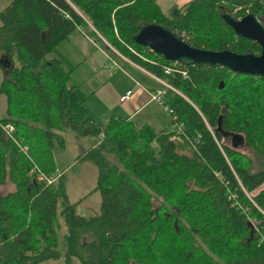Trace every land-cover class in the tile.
<instances>
[{"label": "trees", "instance_id": "1", "mask_svg": "<svg viewBox=\"0 0 264 264\" xmlns=\"http://www.w3.org/2000/svg\"><path fill=\"white\" fill-rule=\"evenodd\" d=\"M222 11L264 23V0H189L167 14L154 0H9L0 10L1 122L13 126L11 137L0 129V185L12 186L0 195V264H264V169L233 145L238 136L264 156V77L205 64L166 75L170 61L132 41L139 23L155 22L195 48L259 54ZM76 28L175 90L163 103L182 135L91 120L87 96L68 84L73 66L55 55ZM67 130L102 134L76 158L96 168L97 212L68 202L65 172L46 185L30 171L57 172L52 151Z\"/></svg>", "mask_w": 264, "mask_h": 264}, {"label": "crops", "instance_id": "2", "mask_svg": "<svg viewBox=\"0 0 264 264\" xmlns=\"http://www.w3.org/2000/svg\"><path fill=\"white\" fill-rule=\"evenodd\" d=\"M154 1L158 5L161 12L163 14H167L171 11L173 6L180 7L189 0ZM93 48H95V50L97 49L99 52L97 50L96 51L104 59L110 60V64L116 67L117 70H121L120 62H123V64L131 66V68H133L135 71H138L142 75H140V82L137 80V78L127 76L129 83H126L121 88L120 86L118 87L115 85V83L111 85L107 81L106 83L102 82L101 84H98L96 88L88 93L82 92L87 96L85 100V106L88 110L91 120L95 122H106L111 118H126L131 120L136 126L147 124L155 132L167 130L169 125V118L167 114H164L165 112L163 113V110L159 107V105L150 99V93L158 89V85L161 87V84L157 82L149 72L129 61L128 59L122 57L117 52L114 51L113 53H110L107 51V54L106 52L102 51L103 49L101 45L92 36H90L85 29L76 28L74 31H72L66 39L62 40L58 44L57 53L55 55L61 57L67 63L73 66L69 74L70 78V76H72V74L76 72L78 68L83 66L84 62H86V59L88 60L92 57V54L95 51ZM143 76L152 80L154 82L153 85L141 82ZM73 85L77 86L81 91L82 86L80 83H74ZM104 85L108 86L109 96L107 97V100L101 97L102 94L100 93L101 90H103ZM128 87H132L133 90ZM126 91H130V93L122 101H120L119 98L125 95ZM3 110L4 101L0 111L2 112ZM162 114L165 115V118ZM137 119L139 120L137 121ZM61 134L64 139V148L59 149L56 147L53 148L52 151L55 168L57 173L65 172L67 174V179L64 183V189L68 202L75 203L82 199L80 204H84L86 198L93 194L91 191L95 187L96 183V168L86 160L78 162L81 166L79 169L77 168L76 171H72V174L67 173L69 166H65L62 169L58 168L56 162L59 160L62 161V155L66 152L67 147L70 145L69 141L66 140V135L69 134V130L62 132ZM82 138H86L85 140H87V143L78 153L75 154V158L73 157L67 160L71 162L70 167H73L72 164L76 162V158L80 154H83L86 150L93 147L98 141V137L85 136ZM70 184L71 188H69Z\"/></svg>", "mask_w": 264, "mask_h": 264}, {"label": "water", "instance_id": "3", "mask_svg": "<svg viewBox=\"0 0 264 264\" xmlns=\"http://www.w3.org/2000/svg\"><path fill=\"white\" fill-rule=\"evenodd\" d=\"M220 17L235 35L251 40L260 47L259 54L235 53L228 49L207 50L190 46L173 29L155 22H141L132 41L147 47L167 61L182 65L205 64L225 67L233 73L264 77V23L254 13L235 18L222 11ZM237 143L239 137L235 136ZM234 143L233 145H236Z\"/></svg>", "mask_w": 264, "mask_h": 264}, {"label": "rangeland", "instance_id": "4", "mask_svg": "<svg viewBox=\"0 0 264 264\" xmlns=\"http://www.w3.org/2000/svg\"><path fill=\"white\" fill-rule=\"evenodd\" d=\"M171 1H173V0H171ZM8 2H9V0H0V10ZM97 39H99V41H101L102 43L106 44L104 39L98 34H97ZM93 49L95 50V48H93ZM102 49H103L102 51H104L108 54L106 49H104L103 47H102ZM96 50L93 52L92 57L88 60L86 59V62H84L83 66H81V68H78V70L76 72H74L72 74V76H70V78L68 80V84L73 85L74 83H80L82 86L81 92L88 93L91 90H93L94 88H96L98 86V84H101L102 82L106 83L107 81L109 84L112 85L115 83V85H117L118 87L120 86V88H121L126 83H129L127 76L137 78V80H139V82H140V75H142V74H140L138 71H135L133 68H131V66H129L127 64H123V62H120L121 70L119 71V70H117L116 67H114L113 65L110 64V60L104 59L98 53L99 51L97 50L98 51L97 52ZM90 51L92 52L91 49H90ZM1 78H2V72L0 71V79ZM141 82H144L146 84H152V85L154 83L152 80H150L149 78H147L145 76H143V78L141 79ZM103 87H104L103 90H101V92H100L102 94L101 97H103L105 100H107V97L109 96L108 86L104 85ZM106 87H107V89H106ZM128 88L133 90L132 87H128ZM157 88H161V87L158 85ZM104 89H106V90H104ZM164 97H165V94L162 95V98H164ZM94 98H95V96H94ZM3 99H4V96L2 94H0V110H1L2 103L4 101ZM155 103H157V102H155ZM3 111L2 112L0 111V114L2 116H3ZM163 113H164V111H163ZM164 114H166V113H164ZM164 114H162V115L165 118ZM138 120L139 119H137V121ZM97 123H100L101 125H103L105 122L99 121ZM71 133H73V132L69 131V134L66 135V140L69 141L70 145L67 147L66 152L62 155V161L59 160L56 162L57 167L60 169L64 168L65 166H69L67 169L68 174H70V173L72 174V171L73 172L76 171L77 168L79 169V167L81 165H80V163L75 162L72 164L73 167H70L71 162H69L67 160L73 158L75 156V154L78 153L81 150V148H83L87 143V140H85L86 138H82V136H77V135L74 136V134H71ZM234 148L238 152L243 153L244 155H246L250 159L252 170L256 171V170L264 169V156L262 154H260L259 152H257L254 149L246 147L241 142L234 145ZM70 186H71V184L69 185V188H71ZM10 190H12V186H11V184H9V182H5L2 185H0V195L5 194L6 192H8ZM86 200H85L84 204L79 205V207H78L79 212H81V213L97 212V208L99 205L98 194L93 193V194L89 195L86 198ZM59 225L60 226H59V229L57 231H58L59 236H61L62 234L65 233V229L61 224H59ZM72 261L74 264H78L76 259H73ZM41 264H65V263L60 258L58 260H47L45 262H42Z\"/></svg>", "mask_w": 264, "mask_h": 264}, {"label": "built area", "instance_id": "5", "mask_svg": "<svg viewBox=\"0 0 264 264\" xmlns=\"http://www.w3.org/2000/svg\"><path fill=\"white\" fill-rule=\"evenodd\" d=\"M113 52H114V50H113ZM170 63H171L170 65L162 68V71L164 74L167 75V74H171V73L176 72V73H179L182 78L186 77V75H187L186 71L184 69L180 68V65H182V64L175 62V61H170ZM151 76L157 82H159L161 84V88H158V89L154 90L152 93H150V99L157 102V104L167 114V116L169 118V125H168L167 130L170 132H173L177 135H182L183 123L181 121H178L176 119L175 114L172 113V111L167 106L164 105L163 98H162V95L165 93V91L167 89L172 90V91H175V90L171 86H169L167 83L162 81L160 78H158L152 74H151ZM129 93H130V91H126L125 95L121 96L119 98V100L122 101ZM2 118H3V116L0 114V129L5 136L11 137V133L13 131V126L10 123L1 122ZM101 136H102V134H99L98 137H101ZM14 143L19 147V149L24 154H26L27 148L25 145H22L17 141H15ZM30 171L35 174L36 181L44 183L46 185L53 183L54 180L56 179V176H57V172L55 174H46L43 171H41L36 165H33ZM234 196H235L234 193H230L228 198H234ZM243 211H247V209L244 208Z\"/></svg>", "mask_w": 264, "mask_h": 264}]
</instances>
